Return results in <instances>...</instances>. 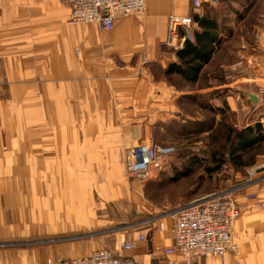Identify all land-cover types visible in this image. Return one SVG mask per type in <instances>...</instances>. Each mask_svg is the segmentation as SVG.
Instances as JSON below:
<instances>
[{
  "label": "rangeland",
  "instance_id": "obj_1",
  "mask_svg": "<svg viewBox=\"0 0 264 264\" xmlns=\"http://www.w3.org/2000/svg\"><path fill=\"white\" fill-rule=\"evenodd\" d=\"M208 6L228 18L231 35L200 82L185 85L166 79L159 59L174 55V14L159 55L146 59L148 12L104 31L70 23V0H0V264H12L7 253L18 264H59L88 247L113 251L201 196L227 191L238 204L240 195L261 196L245 191L259 185L250 172L264 140L242 171L223 166L209 175L205 166L215 150L229 155L230 128L264 131V0ZM140 141L175 148L146 184L127 174V151Z\"/></svg>",
  "mask_w": 264,
  "mask_h": 264
},
{
  "label": "built area",
  "instance_id": "obj_2",
  "mask_svg": "<svg viewBox=\"0 0 264 264\" xmlns=\"http://www.w3.org/2000/svg\"><path fill=\"white\" fill-rule=\"evenodd\" d=\"M191 2L194 8H200L203 4L215 6L219 0H191ZM148 5V0H70L69 20L72 24H95L104 31H111L115 28L118 19L143 15L147 12ZM192 24L193 20L190 16H171L168 44L175 49L180 48L187 36H181L178 29L189 28ZM174 154L175 148L169 145L137 142L127 153V174L141 184H146ZM253 176L254 172H250V178ZM247 198L257 208L264 209V195L250 194ZM241 214L242 207L233 198L231 192H216L196 198L168 214L174 222L172 228L174 246L163 249V253L179 254L186 264H198L197 260L205 257L217 258L225 264L229 255L238 252L233 231ZM144 240L145 236L140 235L133 241H121L118 256L107 248H99L84 257L58 258V263L138 264L137 261L123 254L134 250L136 243ZM48 264H52V261L49 260Z\"/></svg>",
  "mask_w": 264,
  "mask_h": 264
},
{
  "label": "crops",
  "instance_id": "obj_3",
  "mask_svg": "<svg viewBox=\"0 0 264 264\" xmlns=\"http://www.w3.org/2000/svg\"><path fill=\"white\" fill-rule=\"evenodd\" d=\"M148 1V13L143 19L144 26L142 27L145 39L148 42V49H146L145 58L154 59L159 55V45L162 43L164 44L167 39L166 27L168 25L169 16L171 14L180 17L189 16V12L191 11L189 6L191 0ZM123 33L129 35L133 33V30L131 27H127ZM159 59L162 61L164 69L176 60L174 55L170 59L164 54H160ZM173 94L174 98L172 101V107L174 109H180L179 106H175L177 105L176 102L180 95H178L179 93ZM178 112H180V110H173V113ZM258 157L259 159L255 167L252 169L254 175L259 176L256 180L257 185H259L256 187L253 186V190L246 189L245 193L249 194L251 191H256L260 192L261 196H263L264 185L261 187L260 183L261 181H264V154H260ZM238 202L242 207V214L237 220L233 231L234 241L238 245V252L229 255L225 264H264L261 260L264 259V210L253 207L252 202L247 201L243 195L238 197ZM156 214H158V212ZM0 216L1 221L7 220L3 211H0ZM173 224L174 222L170 216L165 215L161 217L159 221H156L152 226H148L144 230L145 240L143 242L138 241L134 250L125 252L123 255L134 259L138 264H186L179 254L166 255L163 253V249L174 246V236L172 233ZM88 251H90L89 247L87 248V251L85 250L86 254L79 257L89 255L87 254ZM112 252L116 256L120 255L118 248H115ZM6 257V260H11L12 264H18V262L14 260L19 256H14L13 253H7ZM197 263L222 264L219 259L214 257L200 258L197 260Z\"/></svg>",
  "mask_w": 264,
  "mask_h": 264
},
{
  "label": "trees",
  "instance_id": "obj_4",
  "mask_svg": "<svg viewBox=\"0 0 264 264\" xmlns=\"http://www.w3.org/2000/svg\"><path fill=\"white\" fill-rule=\"evenodd\" d=\"M204 5L200 8H194L191 5L193 7L192 16H190L193 20L192 33L189 36L186 35V40L180 48L174 49L176 60L164 69V77L169 81L172 78H179L185 85L199 83L205 68L211 65L214 57L231 35V31L226 30L224 22L228 18H222L218 10L211 9L208 5L207 10L200 12ZM183 35L181 32V36ZM224 133V147H222L227 149L228 145L231 146L229 155H226L225 149L215 150L211 162L205 166L209 175L219 172L223 166L236 171L253 166L255 164L253 157L247 159L245 155L250 154L264 140V131L259 124L241 130L230 128Z\"/></svg>",
  "mask_w": 264,
  "mask_h": 264
},
{
  "label": "water",
  "instance_id": "obj_5",
  "mask_svg": "<svg viewBox=\"0 0 264 264\" xmlns=\"http://www.w3.org/2000/svg\"><path fill=\"white\" fill-rule=\"evenodd\" d=\"M245 96H247V98L253 103V104H256L258 101H259V98L254 95V94H251V93H244Z\"/></svg>",
  "mask_w": 264,
  "mask_h": 264
}]
</instances>
